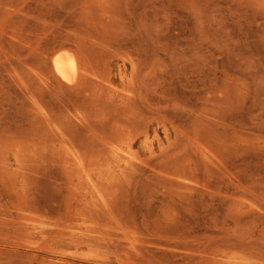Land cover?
Listing matches in <instances>:
<instances>
[{"label": "rangeland", "instance_id": "obj_1", "mask_svg": "<svg viewBox=\"0 0 264 264\" xmlns=\"http://www.w3.org/2000/svg\"><path fill=\"white\" fill-rule=\"evenodd\" d=\"M0 264H264V0H0Z\"/></svg>", "mask_w": 264, "mask_h": 264}, {"label": "bare ground", "instance_id": "obj_2", "mask_svg": "<svg viewBox=\"0 0 264 264\" xmlns=\"http://www.w3.org/2000/svg\"><path fill=\"white\" fill-rule=\"evenodd\" d=\"M53 65L55 67V70L57 74L60 76L62 81L64 80L65 82H74L75 79L77 78L78 72H79V65L78 62L72 53L69 52H61L58 54L53 62ZM66 82V83H67ZM76 82V81H75ZM74 84V83H73ZM128 93V92H127ZM147 104V103H146ZM146 106V105H145ZM123 110H125L123 108ZM152 110V108H151ZM130 111V110H129ZM146 112V111H145ZM151 113V112H150ZM131 129V128H130ZM140 133V132H139ZM193 136V135H192ZM197 136V135H196ZM139 137V135H138ZM199 138V137H196ZM132 140V139H131ZM65 142V141H64ZM134 148V147H133ZM123 151V150H122ZM132 151V150H131ZM206 154V153H205ZM204 154V155H205ZM125 155V154H124ZM134 155V154H133ZM130 156V155H129ZM207 157V154H206ZM125 158V157H124ZM126 159V158H125ZM133 166V165H132ZM120 168V167H119ZM114 169V168H113ZM109 175V174H108ZM110 176V175H109ZM179 177V176H178ZM184 178V177H182ZM185 179V178H184ZM189 179V178H188ZM184 184V183H183ZM103 231V230H102ZM121 237V236H120ZM101 240V239H100ZM108 240V239H107ZM127 240V239H125ZM82 241V239H81ZM130 242V240H128ZM92 243V242H91ZM113 243V242H112ZM80 244V243H79ZM130 245V244H129ZM132 245H130L131 247ZM111 251V250H110Z\"/></svg>", "mask_w": 264, "mask_h": 264}]
</instances>
